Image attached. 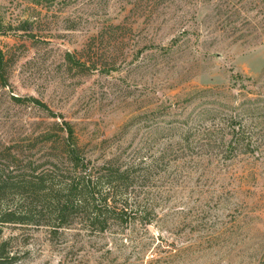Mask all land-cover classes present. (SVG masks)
I'll return each instance as SVG.
<instances>
[{
  "label": "rangeland",
  "instance_id": "rangeland-1",
  "mask_svg": "<svg viewBox=\"0 0 264 264\" xmlns=\"http://www.w3.org/2000/svg\"><path fill=\"white\" fill-rule=\"evenodd\" d=\"M39 2L0 0V147L60 181L39 135L68 120L94 163L137 154L156 168L135 218L105 232L3 225L8 264H264V155L201 146L234 75L264 81V0ZM96 38L97 69L67 63Z\"/></svg>",
  "mask_w": 264,
  "mask_h": 264
},
{
  "label": "trees",
  "instance_id": "trees-1",
  "mask_svg": "<svg viewBox=\"0 0 264 264\" xmlns=\"http://www.w3.org/2000/svg\"><path fill=\"white\" fill-rule=\"evenodd\" d=\"M39 1L36 0V3L39 4ZM0 31L4 30L0 28ZM98 51L102 57L104 53L96 38L77 55L66 52L65 60L72 67H89L93 71L98 68L93 53L98 55ZM6 67L0 38V77L4 83L8 81ZM226 89V94L217 96L213 126L207 129L210 137L201 146L218 148L216 156L223 161L241 156L262 157L264 81L234 75V83ZM23 99L14 96L16 101ZM30 99L56 116L38 98L31 96ZM55 125L56 130L42 132L39 137L44 139L42 143L48 145L51 155H54L51 162L54 167L65 166V179L59 181L57 174L37 173L42 166L36 161H26L23 165L25 156L21 160L17 158L22 150L0 147V157L6 161L5 167L0 168V264H8L12 260L6 251L7 241L2 239L3 225H47L53 233H57L59 229L71 227L79 219L80 224L90 230L105 232L112 224L128 223L142 207L136 192L148 185L155 164L144 161L137 154L133 157L122 156L121 153L94 163L70 121L62 120ZM11 167L21 169L20 180H14L8 173ZM131 192H135L136 196H132ZM15 197H19V202L13 201Z\"/></svg>",
  "mask_w": 264,
  "mask_h": 264
}]
</instances>
